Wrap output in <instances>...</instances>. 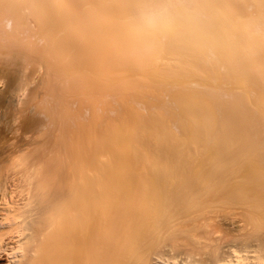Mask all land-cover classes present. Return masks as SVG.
I'll return each instance as SVG.
<instances>
[{"label":"bare ground","instance_id":"1","mask_svg":"<svg viewBox=\"0 0 264 264\" xmlns=\"http://www.w3.org/2000/svg\"><path fill=\"white\" fill-rule=\"evenodd\" d=\"M33 2L0 3V264H264V85L222 102L178 52L109 72Z\"/></svg>","mask_w":264,"mask_h":264},{"label":"clouds","instance_id":"2","mask_svg":"<svg viewBox=\"0 0 264 264\" xmlns=\"http://www.w3.org/2000/svg\"><path fill=\"white\" fill-rule=\"evenodd\" d=\"M221 5L222 0H34L32 8L41 29L57 16L71 20L89 54L112 73L159 69L166 66V52L196 57L220 86L212 98L227 103L236 78L264 85V0H252L239 13ZM29 212L25 207L11 218L17 230ZM8 222L0 219V225Z\"/></svg>","mask_w":264,"mask_h":264}]
</instances>
